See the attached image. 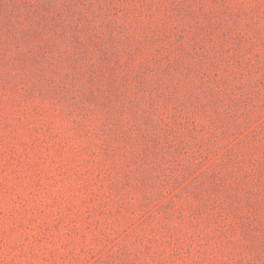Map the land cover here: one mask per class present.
Segmentation results:
<instances>
[{"label":"rangeland","instance_id":"rangeland-1","mask_svg":"<svg viewBox=\"0 0 264 264\" xmlns=\"http://www.w3.org/2000/svg\"><path fill=\"white\" fill-rule=\"evenodd\" d=\"M0 264H264V0H0Z\"/></svg>","mask_w":264,"mask_h":264}]
</instances>
